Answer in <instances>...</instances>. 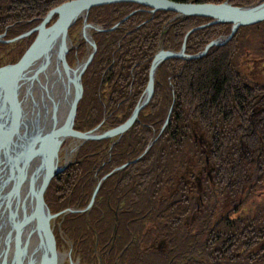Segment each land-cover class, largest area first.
Instances as JSON below:
<instances>
[{
    "label": "trees",
    "instance_id": "obj_1",
    "mask_svg": "<svg viewBox=\"0 0 264 264\" xmlns=\"http://www.w3.org/2000/svg\"><path fill=\"white\" fill-rule=\"evenodd\" d=\"M3 1L0 36L9 31L14 38L39 25L51 9L69 0ZM171 1L221 4L225 0ZM229 2L243 6L264 0ZM89 11L87 22L105 30L92 36L97 56L94 85L99 91L91 99L90 111L82 109L83 101L78 104L75 122L82 132L94 130L103 121L110 129L128 120L143 100L150 66L160 50L178 52L185 43L186 54H198L229 25L210 24L211 18L205 17L175 18L176 13L131 3ZM230 32L225 31L227 36ZM236 43L234 36L199 58L163 61L155 71L148 106L124 138L114 145L110 140L87 141L75 161L52 179L45 193L50 210L84 209L98 182L129 163L102 182L91 210L60 215L62 230L78 255L97 263L101 258L102 264H120L125 257L126 264H264V206H258L255 218L249 221L229 217L264 186V88L240 77ZM93 63L86 69H92ZM104 89H108L107 95H101ZM144 109L149 110L146 116ZM195 126L207 138V154L195 140ZM93 145L103 159L90 167L88 160L94 151L89 152V147ZM188 148L201 164H210L207 186L228 187L225 177L235 165L242 190L240 201L214 221V195L207 189L202 197L205 212L199 229L192 234L184 230V224L198 206L187 196V184L182 182L169 200L161 199L166 186L173 183L172 172L179 166L185 169L186 153H193ZM95 167H100L97 175ZM105 209L108 217L100 211ZM147 223H151V231L146 230ZM156 239L163 240L155 253L159 256L140 252L141 244L149 246Z\"/></svg>",
    "mask_w": 264,
    "mask_h": 264
},
{
    "label": "water",
    "instance_id": "obj_2",
    "mask_svg": "<svg viewBox=\"0 0 264 264\" xmlns=\"http://www.w3.org/2000/svg\"><path fill=\"white\" fill-rule=\"evenodd\" d=\"M120 3L138 4L179 16L211 18V24L230 23L232 28L227 37L213 40L195 55L186 54L185 43L178 52L160 50L150 66L147 96L136 105L128 120L105 131L82 132L77 129L76 112L80 101H83L84 111L92 106L89 76H95L97 60L92 36L101 32L98 24L85 23L76 32L72 25L81 12ZM263 4L254 7L171 0H69L51 9L27 34L0 38V264H102L101 258L97 263L78 255L62 230L63 217L60 219V215L91 210L102 182L129 163L114 169L98 182L84 209L61 213L50 210L45 200L50 182L75 161L87 141L110 140L114 145L127 134L153 96L157 59L161 64L168 59H195L205 55L212 47L226 44L239 27L264 22V7H260ZM55 13L60 16L51 20ZM101 27L100 31L104 29ZM241 37H245V32L237 39ZM89 46H92L91 54L69 63L71 57ZM93 60V68L87 70ZM85 88L88 92L83 96ZM147 114L148 109L145 116ZM96 150L95 145L89 147V152H94L88 161L94 166L101 157L103 159ZM99 168L95 167L96 175ZM100 211L108 217L107 209ZM64 230H67L66 224ZM120 264H126V257Z\"/></svg>",
    "mask_w": 264,
    "mask_h": 264
},
{
    "label": "rangeland",
    "instance_id": "obj_3",
    "mask_svg": "<svg viewBox=\"0 0 264 264\" xmlns=\"http://www.w3.org/2000/svg\"><path fill=\"white\" fill-rule=\"evenodd\" d=\"M230 0H225L223 3H228ZM6 2L3 0H0V6L5 5ZM260 3L252 4V5H244V6H255L259 5ZM89 10L85 11L84 16L81 17L79 20L76 21L72 26L76 27L74 32L82 28L85 23H88L87 17L89 15ZM58 14L55 13L51 20H56L58 17ZM1 16V15H0ZM179 15L177 14L175 18H177ZM211 22H213V19H211ZM211 24V23H210ZM216 25H220L223 23H214ZM229 25H226V28L224 29V34L219 38H225L227 37L228 33H225V31H231L232 24L226 23ZM50 25V21L48 23V26ZM38 25H36L34 28H36ZM31 28L29 31H31ZM28 31V32H29ZM36 31H33L34 33ZM245 32V37H241L237 39L238 44V51L239 55H236V58H238V72L240 74V77L243 79H246L251 85H260L264 88V22H261L256 25H252L249 27H239L234 36H238ZM10 32L3 34L0 36L7 37L5 35L9 36ZM27 34V32H26ZM233 36V37H234ZM232 37V38H233ZM186 46V45H185ZM92 52V46L87 47L83 51L79 52L75 56L71 57L69 59V63L86 58L87 54H91ZM96 79V73L95 76H89V82H90V88L92 93V98L95 96V93L99 91V89H96V84L94 85ZM155 80V79H154ZM97 90V91H96ZM108 89H104L101 92V95H107ZM148 106V105H147ZM126 108V107H125ZM91 108H89V111ZM145 110V111H144ZM143 114H145L146 109H144ZM124 113V112H123ZM122 113V114H123ZM149 114V110H148ZM104 123V121H103ZM102 124H99L95 129L94 133L101 132L107 130L106 127ZM194 136L197 143L201 146L202 151L207 154L208 150V141L205 137L204 133L198 128L197 126L194 127ZM191 147L192 144L190 143ZM191 152L193 149L188 148ZM186 167L185 169L182 167H177L176 170L172 172V179L173 183L171 185H167L164 190V195H162V200H169L170 197L175 194L177 187L182 183H186L188 186L187 196L189 199L191 198L193 202L198 206L197 211L191 214L185 221L184 224V230L187 232L195 233L199 227H200V218L205 212L206 203L203 201V194L206 192V190H210L214 197L211 198V204L212 206L215 205L214 210V221L219 220L223 216L229 212L235 204H237L241 197H242V190L240 189V178L238 176V170L235 168V165L231 167V169L228 170V173L225 177V182H228V187L226 188H217L215 185L207 186L206 181L210 178V167L209 165H203L199 160L194 156L193 153L187 152L186 153ZM88 165L91 167V164L88 163ZM261 191H258L255 196L251 199V201L247 202L243 207L240 208V210L237 213H234L233 216H229L230 218H243L244 221H249L251 219H254L256 216V209L258 206L263 207L264 206V186H261ZM207 190V191H208ZM169 198V199H168ZM160 197L158 199L159 203H161ZM193 205L195 206V204ZM152 225L151 223L146 224V230L151 231ZM183 230V231H184ZM154 235V234H153ZM157 238H161L159 236H156ZM163 244V240L156 239L155 242H151L149 246L145 244H141L140 252L147 256V254H152L153 256H159L158 253L160 251L159 248H161ZM147 252V253H145ZM154 252V253H153ZM166 255H163V257ZM153 264H163V261H159Z\"/></svg>",
    "mask_w": 264,
    "mask_h": 264
},
{
    "label": "bare ground",
    "instance_id": "obj_4",
    "mask_svg": "<svg viewBox=\"0 0 264 264\" xmlns=\"http://www.w3.org/2000/svg\"><path fill=\"white\" fill-rule=\"evenodd\" d=\"M254 7H256V6H254ZM260 7H264V4L263 5H261ZM84 14H85V12H81V13H79V14H77V16H76V18H75V22H73V23H76V21L77 20H79L81 17H85L86 18V16H84ZM32 34V33H31ZM30 35V34H29ZM159 61H158V59L155 61V65H156V67H158L159 66ZM147 96V93H145L144 95H143V100L145 99V97ZM142 100V101H143Z\"/></svg>",
    "mask_w": 264,
    "mask_h": 264
},
{
    "label": "flooded vegetation",
    "instance_id": "obj_5",
    "mask_svg": "<svg viewBox=\"0 0 264 264\" xmlns=\"http://www.w3.org/2000/svg\"><path fill=\"white\" fill-rule=\"evenodd\" d=\"M86 21H87V20H86ZM92 24H94V23H92ZM95 25H96V24H95ZM96 26H97V25H96ZM98 27H99V28H98V29H99V30H98L99 32H102V31L105 30V29H102V27H101L102 30L100 31V26H98Z\"/></svg>",
    "mask_w": 264,
    "mask_h": 264
}]
</instances>
